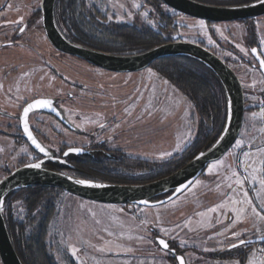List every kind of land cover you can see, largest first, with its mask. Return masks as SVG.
I'll use <instances>...</instances> for the list:
<instances>
[{"label": "rangeland", "instance_id": "rangeland-1", "mask_svg": "<svg viewBox=\"0 0 264 264\" xmlns=\"http://www.w3.org/2000/svg\"><path fill=\"white\" fill-rule=\"evenodd\" d=\"M41 1L9 0L0 16L6 19L3 20L6 24L0 26H4L0 30V42L11 37L7 32L31 17ZM92 1L102 5L108 22L148 25L159 30L157 5L152 0ZM4 2L0 0V4ZM166 11L174 27L169 37L177 33L183 40L203 42L234 63L243 81L246 107H250L245 112L241 133L232 148L217 160L223 163L210 172V165L217 161L211 162L183 194L163 204L125 207L51 190L44 194L53 207L51 211L47 204L48 207L41 205L29 213L24 197L15 195L11 202L14 219L34 220L32 226L37 228L43 215H48L44 240L56 264H178L171 250L156 244L157 233L168 237L166 240L170 239L172 246L180 249L186 264H249L250 260L264 264V244L249 243L264 236V220L257 215H264V184H261L264 181V75L252 66L255 59L249 50L250 43H256L264 56V16L247 22L204 21L205 27L201 28L198 18L171 9ZM29 31V47L16 45L0 50V81L13 84L18 95L10 100L9 108L17 111L25 100L37 94L60 93L68 106L77 110L86 107L102 115L87 125L90 136L81 137L64 130L52 118L35 114L34 125L57 148L104 139L105 144L132 147L136 153L130 155L160 163L182 154L201 138V129L207 128L192 101L154 66L129 72L92 68L56 52L43 30ZM47 61L62 74L87 85L86 91L54 74ZM105 88L106 98L101 101V90ZM112 90L116 91L113 95ZM69 92L74 94L72 100ZM113 98H117L114 107ZM76 116L73 115L75 119ZM105 120L108 126L99 127ZM11 124L15 129V121ZM110 135L113 140L107 142ZM9 139V143L0 140V178L5 171L34 157L28 146ZM143 171L140 168V174ZM237 180L243 183L238 184ZM234 232L240 236H233ZM239 239L245 240V245L231 247ZM73 248L77 249L75 255ZM227 250L237 257H212ZM153 254L159 258L154 260Z\"/></svg>", "mask_w": 264, "mask_h": 264}, {"label": "water", "instance_id": "water-1", "mask_svg": "<svg viewBox=\"0 0 264 264\" xmlns=\"http://www.w3.org/2000/svg\"><path fill=\"white\" fill-rule=\"evenodd\" d=\"M162 1L181 13L213 22L253 18L264 14V4L258 3L257 0L247 4L230 6L211 5L196 0ZM55 3L56 0H42L41 4L42 21L48 39L59 50L81 57L96 66L116 72L139 71L149 67L158 59L177 56L191 57L204 63L217 75L224 86L227 100L225 124L221 134L210 147L199 151L188 163L162 178L144 184H116L89 179H83L90 181L89 184H78L76 181L82 178H76L67 173L42 166L43 162L50 158L49 152L33 133L29 123V115L33 110L50 111L51 108H34L29 111L27 117L24 116L23 109L21 114L23 134L30 144L44 155V158L34 162L41 163L40 168L26 167V165L34 164L27 163L15 168L0 180V200L3 201V208L0 210V260L2 264H24L13 244L3 213L6 196L11 191L31 186H45L62 188L71 194L102 203H129L144 206L163 204L183 193L204 173L211 162L219 160L232 148L241 133L244 122L246 100L243 84L232 67L209 48L197 42L184 40L163 43L147 51L130 55L112 54L86 48L72 43L63 35L55 19ZM177 38L178 34H175L174 39ZM254 49L257 51L253 54L258 58L260 64L262 58L259 56L258 49ZM260 67L264 74V66L260 64ZM36 100L49 99L38 98L28 102L25 107L29 103H35ZM25 120L28 123V131H25ZM28 132H31L37 143L45 148V152H41L36 147ZM67 151L68 149L65 152ZM170 191L172 193L165 198L151 200L153 197ZM158 238L164 239L169 245L168 249H170V244L165 238ZM263 242L264 236L249 241V243ZM160 246L163 248L162 245ZM171 252L175 253L176 249L172 248ZM181 256L184 258V264H186V258L181 253L176 255L178 264H180L178 257Z\"/></svg>", "mask_w": 264, "mask_h": 264}, {"label": "flooded vegetation", "instance_id": "flooded-vegetation-1", "mask_svg": "<svg viewBox=\"0 0 264 264\" xmlns=\"http://www.w3.org/2000/svg\"><path fill=\"white\" fill-rule=\"evenodd\" d=\"M4 1H5L4 3L0 4V16H1L2 12H4V10L7 8V4L9 2V0H4ZM196 1H200L203 3L211 4V5H221V6L247 4V3H238V4L227 5V4H221L216 0H196ZM161 2L168 9L174 10L175 12L186 15V16H190V15H187V14H184V13H181V12L175 10L174 8L165 4L162 0H161ZM157 3H159V2H157ZM41 4H42V1L40 2V7L35 9L34 13L31 14V17L20 22V24H18V26H16V28L13 29L12 31L7 32L8 35L9 34H12V35H11V37L10 36L8 37V35H7L8 39L5 38L6 41L0 42V50H4L5 48L14 47L16 45L17 46H23L24 45L25 47H29V45H31L30 41H29L30 40L29 34L31 35L29 30H31V28H35V29L40 30V31L43 30L44 34L47 37V34H46L44 26H43V21H42V6H41ZM101 6L98 5L97 2H93L92 0H69V1L56 0V3H55V19H56L57 25H58L59 29L61 30V32L63 33V35L69 41H71L74 44H78V45H81L83 47L90 48V47H87V46H85L79 42L73 41L74 36L69 31V28H67L65 26L64 22L66 21V19L70 15L74 14L75 17L83 19V22L86 23V21H90L93 12L96 13V18L99 21H106L107 16L102 12V9L100 8ZM159 6H161V5H159ZM262 16H264V14L257 16V17H253V18L231 20V21H217V22H213V21H209V20H205V19H200V18H198V19L203 20L209 24H215V23H228V22H231V23L247 22V21L258 19ZM190 17H192V16H190ZM193 18H196V17H193ZM3 20L6 21V19L0 17V21H1L0 26H2L3 23H4V25L6 24ZM171 20H173V19L170 18V21ZM35 25H37V26H35ZM3 28H4V26L0 27V30H2ZM20 28H24V31L21 32ZM174 35H175V33L172 34V37H170L171 39H168L164 43L173 42L175 40H183L179 37V34H178V38L174 39ZM47 39H48V37H47ZM48 41L51 44V46L55 49V51L58 53H61L62 55H65V56L71 57L73 59H76L80 62H83L84 64H86L92 68L108 70V69L96 66V65L88 62L87 60H85L81 57L63 52V51L59 50L58 48H56L50 42L49 39H48ZM184 41H190V40H184ZM193 42H197V43L209 48L214 53H216L219 57H221L237 73V75L239 76V78L243 84V81L241 79L240 74L237 72L236 68L234 67V63L229 58L223 57L221 54H219V52H217L212 47L204 44L203 42H200V41H193ZM31 47H33V46H31ZM249 47H250V49H249L250 53L252 54V56L255 59V63H252V66L258 68L262 72L260 64H259V60L253 54V51H252V49L257 48L258 52H259V56L262 59H264V56L260 50V46L256 43H250ZM107 53H109V52H107ZM130 54H138V53H130ZM130 54H119V55H130ZM166 58H171V57H166ZM161 59H165V58H161ZM161 59L154 61L150 66L153 67L155 62H157ZM47 63H48V66L50 67V69L52 70V72L54 74L67 79V81L70 82L73 86H78L79 88H83L85 91L88 88L87 85L85 86L81 82L74 81L72 78L68 77L67 75L62 74L59 71V69L53 63H51L49 61H47ZM142 70H144V69H142ZM108 71H111V70H108ZM113 72H116V71H113ZM262 74H263V72H262ZM216 77H217V75H216ZM173 85H175V84L173 83ZM175 86L178 88L177 85H175ZM14 88L15 87L13 84H11V85L5 84V83L3 84V82L0 81V140H1V143H2V140H6L7 142L9 140V142H11V140L9 138H14L19 144L28 146L34 155V157L32 159L26 160L22 163L20 162L15 168H17L21 165L27 164V163H34V162L44 158V155L41 154L39 151H37L30 144L28 139L24 136L23 129H22V121H21V114H22V111H23L25 105L28 102L35 100V99H38V98H46V99H49L52 101V106L50 107L51 108L50 111H46L43 109L42 110H33L29 115V123L31 125V129L33 130V133L35 134L37 139L41 142V144L49 152L50 158L45 160L42 164V166L45 168H49V169L56 170L59 172L67 173V174L72 175L73 177H76V178L89 179V180L100 181V182H108V183H116V184H144V183H148V182L157 180L159 178H162V177L174 172L175 170L179 169L180 167H182L183 165L188 163L196 155V154L192 155L191 154L192 152L190 150L186 149L182 154L175 156V158L173 160L168 159V160L160 161V163H159V162H156L155 160L148 159V158L147 159L146 158L140 159V157L135 156V154L130 155V153H136V152H133L134 150L132 149V147L126 148V147H120L118 145L105 144L104 139H102L96 143H90V144H81V143L80 144L73 143L71 145H65L64 144V145L60 146L59 148H57V146L54 145V143H51L47 139L46 135L40 129L36 128V126L34 125L32 118L35 114L36 115L38 114L41 116H48V117L52 118L54 121H56L57 123L61 124V126L64 130H67L69 133H73V134L81 136V137L86 136V135L90 136L89 131L87 132V129H86V127H88L87 125L91 124L95 120H98L99 117L102 115L100 113H97L96 111L91 110V109L86 108V107L83 108V110L82 109L77 110L76 108H72V107L68 106L64 102L65 96L61 95L60 93L37 94L34 97L25 100L24 103L20 106L19 110L13 111V109L9 108L8 103L10 102V100H15L16 98H18L17 93L14 92L15 91ZM243 89H244V85H243ZM115 92H116L115 90H112L111 95H113ZM105 94H106V88L101 90V95L103 96L101 101L105 100V98H106ZM244 94H245V90H244ZM68 95L70 97V100H72L71 98L74 97L73 92H69ZM186 97L190 99L189 96L186 95ZM94 99H96V98L92 96L93 101H94ZM99 99H101V98L99 97ZM112 100H113V102H115L114 104L113 103L111 104L114 107V105L115 106L117 105V98H113ZM245 100H246V96H245ZM99 106H101V105L98 104V107ZM101 110L104 111L103 108ZM92 111H94V113H96V114H94ZM81 112H83V114ZM73 115H77L76 119L73 117ZM110 119L111 118L108 119V122ZM12 120L15 121V129L12 128V124H11ZM108 122L105 120V122H102L101 124H99V127L101 125H103L106 128L108 126ZM107 139H108L107 142H111V140H113V136L110 135L109 137H107ZM70 147L80 148V149H82V151L79 153L71 152L67 156H64V152L67 149H69ZM136 155H139V154H136ZM171 162H173L174 165H177L178 168H175L171 172H168L167 174L163 175L161 173L162 166H164L168 163H171ZM176 163H178V164H176ZM15 168H13L9 171H5L3 177L8 175ZM140 168L142 170H144L141 174L139 172ZM203 174H201V175H203ZM90 176H93V178H89ZM3 177H1L0 180ZM62 190L65 191L64 189H62ZM11 192H13V191H11ZM171 193H172V191H170L166 194H163V195L153 197L151 200H159V199L165 198V197L169 196ZM183 193H181V194H183ZM73 195H75V194H73ZM75 196H78V195H75ZM11 204L12 203H10L6 206V211H7V209H10L12 212ZM110 204H112V203H110ZM119 205L125 206V207L128 205L131 207L144 206V205L129 204V203H121ZM4 207H5V205H4ZM158 237H162L165 239H167L168 237H165L163 235H158V233L154 237L156 244L160 248H162L160 246V244L157 242ZM167 241L170 244V249H165V250H171L173 247L171 244V241H170V239ZM173 248L176 249V252L175 253L172 252V254H173V257H175L177 260L176 255L178 253H180L181 251L178 247H173Z\"/></svg>", "mask_w": 264, "mask_h": 264}, {"label": "trees", "instance_id": "trees-1", "mask_svg": "<svg viewBox=\"0 0 264 264\" xmlns=\"http://www.w3.org/2000/svg\"><path fill=\"white\" fill-rule=\"evenodd\" d=\"M216 1L230 5L249 3L256 0ZM152 3L154 6L157 5L156 19L159 24V30L148 25L139 27L128 23L99 21L94 12L90 21H86V23L83 22V19L75 17L74 14L70 15L64 23L73 34V41L92 49L112 54L140 53L171 39L169 36L174 29L172 22L169 21L170 15L166 11L168 8L162 4L161 0H152ZM154 66L163 78L177 85L182 92L190 97V100L201 115L204 125L207 126V128L201 129V138L190 145L188 150L192 152V155H195L199 151L207 149L221 134L226 119V93L220 79L204 63L191 57L165 58L155 62ZM248 109L250 107H246L245 112ZM169 164L162 166L161 173L163 175L178 168L173 163ZM89 178H93V176ZM51 190L62 189L31 186L15 190L6 197L3 213L13 244L24 264H56L54 258L48 252L47 244L44 240L48 215H43L40 225L36 228V226H32L35 223L34 220L25 219L20 221L14 219L11 210L7 209L6 211V206L12 202V198L15 195L20 194L24 197L29 213L34 212L41 205L46 207L47 204L50 207L49 211H51L53 207L49 205L48 198L44 195L45 192ZM27 225H31V230L27 229ZM212 257L228 259L237 256H232L231 252L227 250L225 253L214 254Z\"/></svg>", "mask_w": 264, "mask_h": 264}, {"label": "snow or ice", "instance_id": "snow-or-ice-1", "mask_svg": "<svg viewBox=\"0 0 264 264\" xmlns=\"http://www.w3.org/2000/svg\"><path fill=\"white\" fill-rule=\"evenodd\" d=\"M257 2L258 3H261V4H264V0H257ZM135 6L136 7H140V5H135ZM145 15H147V13H145ZM199 25H200L201 28L205 27L204 21L203 20L199 21ZM236 27H241V26L240 25H237ZM20 31L23 32L24 31V28H20ZM252 51L253 52H256L257 50L256 49H252ZM260 64H261V66H264V59H261L260 60ZM149 72H151V69H149ZM51 106H52V101L51 100H36L35 103H29L27 105V107L24 108V116L27 117L29 111L33 110L34 108H45V107H51ZM24 127H25V131H28V123H27V120H25V122H24ZM28 135H29L30 138H32V142L34 144H36V147L39 148V150L41 152H45L46 151L45 148L42 147L39 143H37L36 139L34 137H32V133L31 132H28ZM240 143L241 142H239V141L237 142L238 145ZM81 151H82V149H80V148H72V147H70L68 149V151L64 153V155H68L69 152L79 153ZM201 155H203V154H201ZM245 155H247V154H245ZM221 163H223V162L222 161H217V162L213 163L212 165H210L209 171L211 172L214 168H216ZM26 167L40 168L41 167V163L29 164V165H26ZM76 183H78V184H89L91 182L90 181H87V180L80 179V180H77ZM237 183L238 184H242L243 181L242 180H237ZM261 184H264V181H261ZM93 186H96V185H93ZM100 186H102V185H100ZM245 195H247V193H245ZM145 203H147V202H145ZM248 203H251V200H249ZM2 208H3V201L0 200V210H2ZM253 211H255V208H253ZM257 215L260 216V219L264 220V215H260V213H257ZM232 235L233 236H236V237H239L240 236V233L239 232H234ZM158 242H159L160 245L163 246V248H165V249H168L169 248L168 243L164 239H159L158 238ZM245 243H246L245 240L239 239L238 244H232L231 247L235 248V247H238L240 245H245ZM262 251H264V250H262ZM76 252H77V249L73 248L72 249L73 255H75ZM77 259H79V257H77ZM178 259L180 261V264H184V258L182 256L181 257H178ZM249 264H255V262L252 261V260H250L249 261Z\"/></svg>", "mask_w": 264, "mask_h": 264}, {"label": "crops", "instance_id": "crops-1", "mask_svg": "<svg viewBox=\"0 0 264 264\" xmlns=\"http://www.w3.org/2000/svg\"><path fill=\"white\" fill-rule=\"evenodd\" d=\"M151 257L155 260V259H158L159 258V255L158 254L157 255L156 254L155 255L153 254V255H151Z\"/></svg>", "mask_w": 264, "mask_h": 264}]
</instances>
